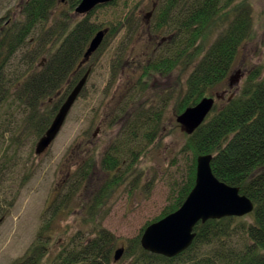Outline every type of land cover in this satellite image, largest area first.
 <instances>
[{"label":"trees","instance_id":"trees-1","mask_svg":"<svg viewBox=\"0 0 264 264\" xmlns=\"http://www.w3.org/2000/svg\"><path fill=\"white\" fill-rule=\"evenodd\" d=\"M79 1L68 0V8L54 17L58 0H25L18 19L9 16L2 17L3 21L9 20L7 22L0 19V118H12L8 124L3 123L6 120L0 122L1 136L18 126L12 125L13 111L6 114L2 107L7 104L10 110L16 104L31 125L32 132L27 134L39 138L70 90L87 71L88 59L84 58V52L99 26L91 23L87 14L68 27L70 11ZM116 2L113 0L109 4ZM222 2L158 0L151 14L153 32L167 33L168 37L160 40L163 48L158 57L142 67L140 80L156 74L165 76L184 67L188 71L186 89L177 101V114L202 97L213 96L214 88L229 75L240 47L253 38L250 5L230 15L221 10L230 6L229 0ZM219 16L225 23L195 62L196 40L207 37ZM135 22L133 10L129 11L120 24L110 26L109 33L124 25L125 41H129ZM191 62L195 64L188 68ZM259 71L258 68L252 70L239 93L219 106L214 104L204 121L192 133H185L180 155L186 171L179 182L173 183L169 203L161 214L147 221L138 234L118 246L124 248L118 261L114 260V251L118 248H115L116 237L102 225L105 213L99 214V209L104 197L126 184L129 169L137 162L139 153L156 140L161 131L163 106L147 110L141 107L121 125L124 136L116 139L115 146L109 147V153L101 160V167L114 172L80 206L84 210L83 222L90 223V227L72 232L58 244V250H46L56 218L75 201L88 180L94 166L91 159L68 172L50 208L44 211L34 240L24 255L12 264H264V75L259 77ZM137 84L140 92L142 84L140 81ZM139 99L137 91L133 90L128 106L135 110L134 104ZM45 101H49V105L48 102L42 105ZM110 151L116 152V159ZM31 153L35 154L34 147ZM203 153L212 154L213 174L229 185L238 186L240 193L252 200L253 210L243 216L199 221L194 226L192 243L173 257L144 249L140 243L144 228L183 203L195 182L196 157ZM116 167L118 170L114 169ZM32 172V166H27L14 189L0 175V192L7 194H0V216L9 213Z\"/></svg>","mask_w":264,"mask_h":264},{"label":"rangeland","instance_id":"rangeland-1","mask_svg":"<svg viewBox=\"0 0 264 264\" xmlns=\"http://www.w3.org/2000/svg\"><path fill=\"white\" fill-rule=\"evenodd\" d=\"M24 1L0 0V18L7 19L9 16L11 19H18ZM157 2L158 0H117L116 4H103L87 13L91 23L99 26V29L106 28L104 40L87 60L85 67H89V72L86 83L59 133L42 154L31 153L38 138L34 134H27L32 129L21 109L16 104L10 110L9 105H3L6 114L13 111L12 125L18 126L4 136L0 132V175L14 189L27 166H32L33 172L21 188L9 213L0 222V264H12L24 255L35 238L44 211L50 208L52 200L65 183L68 172L89 159L94 166L88 180L81 187L75 201L56 218L51 238L46 241V250H58V244L65 241L72 232L78 228L84 230L90 227V223L83 222L84 210L80 206L114 172L101 167V160L109 153V147L113 144L115 146L116 139L124 136L121 125L141 107L147 110L156 105L160 108L163 106L161 131L156 140L143 153H139L137 162L129 169L126 184L103 198L99 209V214L105 213L102 225L115 235L117 248L125 244L128 238L138 234L147 221L160 215L169 203L173 183L180 181L187 168L180 155L186 129L176 120V104L186 89L188 71L184 67H178L165 76L156 74L140 80L142 67L158 57L163 48L159 44L160 40L168 37L167 33L153 32L151 27V14ZM229 2L230 6L221 10L228 11L230 15L237 14L246 4L250 5L254 33L253 38L240 47L225 81L212 91L216 106L239 93L246 76L252 70L258 68L259 77L264 75V0ZM67 4L68 2L58 0L54 17L62 9L68 8ZM132 10L136 19L133 37L125 41L127 31L124 25L109 33L110 26L120 24L126 13ZM71 11L69 28L73 22L87 15L78 14L74 9ZM224 23L225 19L217 17L207 37L196 40L198 48L195 50V62L201 57L199 53L216 38ZM122 42L126 43L121 44ZM157 44L160 46L157 47ZM195 62L189 63L187 67L192 68ZM139 81L142 84L140 92L137 84ZM133 90L137 91L140 98L134 104L135 110L128 106L129 95ZM216 94L219 95L218 98L215 97ZM47 102L49 105V101ZM47 102L42 105L46 106ZM3 120H6L3 123L8 124L12 118L3 116L0 122ZM28 127L30 128L27 129ZM112 154L116 159V152ZM14 161L17 162L16 165L12 164ZM4 168L8 170L5 171ZM0 194L7 195L2 192Z\"/></svg>","mask_w":264,"mask_h":264},{"label":"water","instance_id":"water-1","mask_svg":"<svg viewBox=\"0 0 264 264\" xmlns=\"http://www.w3.org/2000/svg\"><path fill=\"white\" fill-rule=\"evenodd\" d=\"M65 2L66 0H61ZM113 0H80L75 12L85 14L99 4ZM105 29H98L89 41L84 52V58L95 52L101 45ZM84 75L70 90L60 104L45 132L34 145L35 154H42L59 133L75 99L82 91L88 76ZM217 98L218 94L215 95ZM214 104V97L204 96L196 104L186 107L177 114L176 120L182 124L186 132L192 133L205 119ZM212 154L203 153L196 157L195 182L183 203L171 213L149 223L140 236L142 247L152 253L173 257L189 247L195 232L194 226L199 221L221 218L225 216H243L254 208L252 200L241 194L238 186H233L219 180L211 169ZM3 217H0V222ZM124 248L114 251V260H118Z\"/></svg>","mask_w":264,"mask_h":264},{"label":"flooded vegetation","instance_id":"flooded-vegetation-1","mask_svg":"<svg viewBox=\"0 0 264 264\" xmlns=\"http://www.w3.org/2000/svg\"><path fill=\"white\" fill-rule=\"evenodd\" d=\"M69 11H70V9H69ZM72 12H73V11H70V13H72ZM10 18H11V17H10ZM0 19H2V17H1ZM7 21H9V20H7ZM164 39H165V37H162V38H161V40H164ZM95 52H96V51H95ZM95 52H94V53H95ZM94 53H93V54H94ZM93 54H92V55H93ZM92 55H91V56H92ZM91 56H90V57H91ZM90 57H89V59H90ZM87 69H89V67H88Z\"/></svg>","mask_w":264,"mask_h":264},{"label":"bare ground","instance_id":"bare-ground-1","mask_svg":"<svg viewBox=\"0 0 264 264\" xmlns=\"http://www.w3.org/2000/svg\"><path fill=\"white\" fill-rule=\"evenodd\" d=\"M93 53H94V52H93ZM93 53H92V54H93ZM92 54H91V55H92ZM91 55H90V56H91ZM90 56H89V57H90ZM88 59H89V58H88ZM76 99H77V98H76ZM76 99H75V100H76ZM74 102H75V101H74ZM71 107H72V106H71Z\"/></svg>","mask_w":264,"mask_h":264}]
</instances>
